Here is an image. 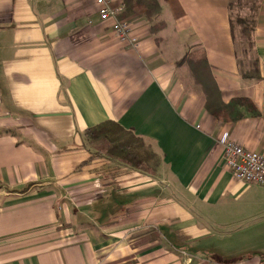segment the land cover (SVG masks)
<instances>
[{
	"label": "crops",
	"instance_id": "obj_1",
	"mask_svg": "<svg viewBox=\"0 0 264 264\" xmlns=\"http://www.w3.org/2000/svg\"><path fill=\"white\" fill-rule=\"evenodd\" d=\"M230 2L159 0L153 22L120 19L130 45L93 0H0V264H264V187L236 179L219 142L264 157V0L249 54ZM198 49L222 100L257 115L208 113L177 64ZM255 58L260 78H245ZM108 120L153 145L156 176L84 147Z\"/></svg>",
	"mask_w": 264,
	"mask_h": 264
},
{
	"label": "trees",
	"instance_id": "obj_2",
	"mask_svg": "<svg viewBox=\"0 0 264 264\" xmlns=\"http://www.w3.org/2000/svg\"><path fill=\"white\" fill-rule=\"evenodd\" d=\"M124 6L125 9L120 16L121 19L144 11L147 20L153 22L161 13L159 0H124ZM232 7L233 3L230 2V11ZM230 23L233 39L236 40L239 31L240 37L244 39L246 44L243 52L249 54L254 47V18L249 19L241 15L231 16ZM164 25L162 21H159L151 26V33L156 36L157 43H160V38L157 35ZM177 64L187 67L193 82L205 94L208 113L219 121L233 122L240 120L243 117L240 111L241 107H245L253 115L258 114L257 108L247 98H235L228 103L222 100L220 90L212 76L203 50L186 53ZM242 74L245 78L255 80L260 78L256 58L251 61L250 69L242 71ZM83 139L84 147L92 152L93 156L104 157L112 162L151 176H156L162 165V157L151 143L112 120L87 128L83 133Z\"/></svg>",
	"mask_w": 264,
	"mask_h": 264
},
{
	"label": "built area",
	"instance_id": "obj_3",
	"mask_svg": "<svg viewBox=\"0 0 264 264\" xmlns=\"http://www.w3.org/2000/svg\"><path fill=\"white\" fill-rule=\"evenodd\" d=\"M99 9L101 20L113 19L114 35L122 42L135 45L137 39L130 36L128 25L121 21L120 15L125 9L122 4L119 7L112 6V0H93ZM225 154V164L239 181L258 184L264 187V157L255 152L244 149L231 140L228 133H224L220 140Z\"/></svg>",
	"mask_w": 264,
	"mask_h": 264
},
{
	"label": "rangeland",
	"instance_id": "obj_4",
	"mask_svg": "<svg viewBox=\"0 0 264 264\" xmlns=\"http://www.w3.org/2000/svg\"><path fill=\"white\" fill-rule=\"evenodd\" d=\"M233 7L230 11L231 16L235 17L237 15L245 16L249 19L254 18L256 9L259 5L260 0H231ZM121 16V15H120ZM121 19V18H119ZM239 37V46L244 43V39L240 37L239 31L237 32ZM196 51V50H194ZM198 51H200L198 49Z\"/></svg>",
	"mask_w": 264,
	"mask_h": 264
}]
</instances>
